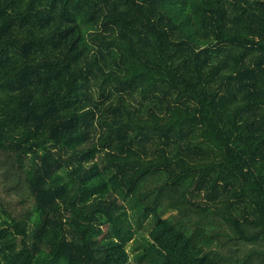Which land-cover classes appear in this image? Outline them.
Returning a JSON list of instances; mask_svg holds the SVG:
<instances>
[{
  "label": "trees",
  "instance_id": "trees-1",
  "mask_svg": "<svg viewBox=\"0 0 264 264\" xmlns=\"http://www.w3.org/2000/svg\"><path fill=\"white\" fill-rule=\"evenodd\" d=\"M0 264H264V0H0Z\"/></svg>",
  "mask_w": 264,
  "mask_h": 264
},
{
  "label": "rangeland",
  "instance_id": "rangeland-1",
  "mask_svg": "<svg viewBox=\"0 0 264 264\" xmlns=\"http://www.w3.org/2000/svg\"><path fill=\"white\" fill-rule=\"evenodd\" d=\"M56 177L58 178V175H57ZM57 178H56V179H57Z\"/></svg>",
  "mask_w": 264,
  "mask_h": 264
}]
</instances>
